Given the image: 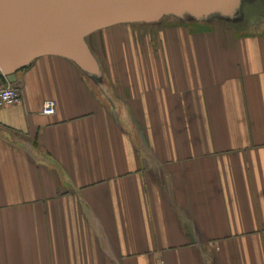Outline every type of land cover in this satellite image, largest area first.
<instances>
[{"label":"crops","instance_id":"1","mask_svg":"<svg viewBox=\"0 0 264 264\" xmlns=\"http://www.w3.org/2000/svg\"><path fill=\"white\" fill-rule=\"evenodd\" d=\"M154 24L88 36L123 97L61 56L0 76V264H264V31Z\"/></svg>","mask_w":264,"mask_h":264},{"label":"water","instance_id":"2","mask_svg":"<svg viewBox=\"0 0 264 264\" xmlns=\"http://www.w3.org/2000/svg\"><path fill=\"white\" fill-rule=\"evenodd\" d=\"M239 0H0V76L9 83L34 60L61 56L97 76L86 38L120 23H151L164 16L197 20L232 16ZM1 81V80H0Z\"/></svg>","mask_w":264,"mask_h":264},{"label":"rangeland","instance_id":"3","mask_svg":"<svg viewBox=\"0 0 264 264\" xmlns=\"http://www.w3.org/2000/svg\"><path fill=\"white\" fill-rule=\"evenodd\" d=\"M185 17L189 18L186 20L192 19V16L190 15H186ZM163 18L157 21L159 24H161L159 25V28H166V27H171V26H175L176 28H179L177 24L175 25L172 24L174 22L175 23L180 22L177 20V17L168 15V16H164ZM209 20H213V22L217 26H223L224 28L229 30V32L235 33L238 35L242 33L255 32V31L263 32L264 31V0H239L237 2V10L234 15L227 17V16L218 15V14H212L209 16ZM154 23L156 22H151L147 24L142 23L148 26L137 24V26L134 28H136V31L139 36H143L144 34H147V33L151 34L156 31L155 29H158V26H156V24ZM204 26L208 28L210 27L212 29L211 24L209 26L207 23L203 24L202 27L194 26L193 23H188V22L182 25L183 30H186V28L190 30H194V29L198 30L199 28H203L204 30L206 29V27L204 28ZM94 34L95 33H93L92 36H94ZM86 40H88V37L86 38ZM95 57L98 60L100 59L98 61L99 64L101 63V65H104V68H105L104 73L100 69L99 74L97 76H94L93 74L82 71L84 76H86L89 80L93 81V83H95L94 85H98V87H100L102 90L105 89L106 92L111 95L110 91H108V89L104 87V83L106 82V84L109 86V89L111 90L114 96L120 95V97H123L122 96L123 88L121 84L123 76H122V72L120 71V69H119V72H117V73H120L118 74L119 77H116L115 75L113 76V74L109 75L110 71L107 70L108 63L107 61L105 62V60H103V57L97 50H95ZM110 63H114V62L112 61ZM112 73H115V70H113ZM117 79H119L120 82Z\"/></svg>","mask_w":264,"mask_h":264},{"label":"built area","instance_id":"4","mask_svg":"<svg viewBox=\"0 0 264 264\" xmlns=\"http://www.w3.org/2000/svg\"><path fill=\"white\" fill-rule=\"evenodd\" d=\"M21 97L15 87L8 84L5 87L0 88V108L19 103ZM56 103L53 100H47L42 104V113L52 115L55 113Z\"/></svg>","mask_w":264,"mask_h":264},{"label":"trees","instance_id":"5","mask_svg":"<svg viewBox=\"0 0 264 264\" xmlns=\"http://www.w3.org/2000/svg\"><path fill=\"white\" fill-rule=\"evenodd\" d=\"M217 14V13H216ZM218 15H220V14H218ZM186 16V15H185ZM182 17V18H177V20L178 21H180L181 22V20H183V19H189V18H187V17ZM164 19V18H163ZM206 20H208L209 19V16L207 17V18H205ZM205 19H201V20H205ZM190 20H196L194 17H192V19H190ZM179 22V23H180ZM137 24H139V25H146V24H142V23H137ZM146 26H148V25H146ZM92 50V49H91ZM92 52H93V50H92ZM95 53V52H94ZM2 78H3V76H1Z\"/></svg>","mask_w":264,"mask_h":264},{"label":"bare ground","instance_id":"6","mask_svg":"<svg viewBox=\"0 0 264 264\" xmlns=\"http://www.w3.org/2000/svg\"><path fill=\"white\" fill-rule=\"evenodd\" d=\"M122 48H123V51H125V46L124 45H122Z\"/></svg>","mask_w":264,"mask_h":264}]
</instances>
